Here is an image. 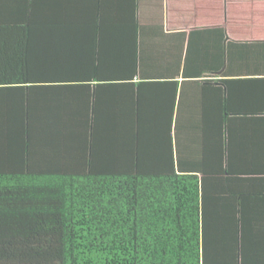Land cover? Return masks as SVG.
Wrapping results in <instances>:
<instances>
[{"label":"crops","instance_id":"obj_1","mask_svg":"<svg viewBox=\"0 0 264 264\" xmlns=\"http://www.w3.org/2000/svg\"><path fill=\"white\" fill-rule=\"evenodd\" d=\"M27 2L39 20L74 19L83 36L119 35L135 54L90 91L88 81L67 84L63 101L38 93L28 142L0 126V159L76 162L119 151L140 126L151 162L172 146L177 162L206 164L197 175L210 178L212 212L239 221L244 252L264 260V0H0L2 83L24 60Z\"/></svg>","mask_w":264,"mask_h":264},{"label":"trees","instance_id":"obj_2","mask_svg":"<svg viewBox=\"0 0 264 264\" xmlns=\"http://www.w3.org/2000/svg\"><path fill=\"white\" fill-rule=\"evenodd\" d=\"M32 5L27 2L22 20L24 60L0 82V92L8 96L0 104V126L22 131L26 142L38 93L62 100L67 84L83 88L88 81L84 88L90 91L99 75L111 74L112 60L135 54L128 39L83 36L74 28L76 20H39ZM139 127L119 151L111 147L88 155L84 147L88 156L83 153L76 162L9 164L4 154L0 264H264L244 252L246 231L239 221H221L212 212L210 178L197 175L206 164L177 162L172 146L160 153L162 161L151 162Z\"/></svg>","mask_w":264,"mask_h":264}]
</instances>
